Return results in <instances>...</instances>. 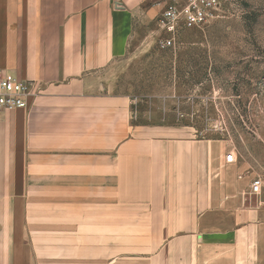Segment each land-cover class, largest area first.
<instances>
[{"label":"rangeland","instance_id":"374dc122","mask_svg":"<svg viewBox=\"0 0 264 264\" xmlns=\"http://www.w3.org/2000/svg\"><path fill=\"white\" fill-rule=\"evenodd\" d=\"M163 1L118 2L132 31L102 73L101 127L74 135L91 166H71L75 181L54 188L67 198L48 200L55 247L69 252L43 264L264 260V0H228L168 48Z\"/></svg>","mask_w":264,"mask_h":264},{"label":"crops","instance_id":"0c3cea01","mask_svg":"<svg viewBox=\"0 0 264 264\" xmlns=\"http://www.w3.org/2000/svg\"><path fill=\"white\" fill-rule=\"evenodd\" d=\"M118 2L0 0V73L30 89L28 108L0 110V264H43L39 255L52 263L69 252L55 247L48 200L67 198L54 188L75 181L71 166H91L74 135L101 127L102 73L125 53L132 31ZM29 199H41L43 212ZM31 218L37 225L28 232Z\"/></svg>","mask_w":264,"mask_h":264},{"label":"built area","instance_id":"2783aa9c","mask_svg":"<svg viewBox=\"0 0 264 264\" xmlns=\"http://www.w3.org/2000/svg\"><path fill=\"white\" fill-rule=\"evenodd\" d=\"M228 0H165L157 17V25L161 31L160 46L172 47L181 30L195 29L204 25L209 18L226 8ZM29 85L22 80L7 77L0 73V110H13L29 107ZM236 156L229 152L225 161L232 163ZM260 179L251 183V192L261 189Z\"/></svg>","mask_w":264,"mask_h":264}]
</instances>
